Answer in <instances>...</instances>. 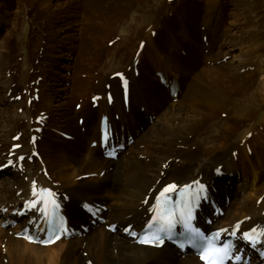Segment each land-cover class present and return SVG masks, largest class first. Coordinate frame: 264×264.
<instances>
[{
	"label": "bare ground",
	"instance_id": "1",
	"mask_svg": "<svg viewBox=\"0 0 264 264\" xmlns=\"http://www.w3.org/2000/svg\"><path fill=\"white\" fill-rule=\"evenodd\" d=\"M86 3L114 14L123 10L136 11L139 26L129 25L126 31L140 42L144 41L140 57H136L140 42L134 44L129 53L119 51L116 66H125L110 74L121 70L127 72L131 79L129 106L139 104V110L149 117V104L158 116L147 123L145 131L130 144L131 154L117 159H106L99 146L91 147L90 144L94 138L98 140L102 114L109 115L116 133L124 136L126 141L132 135L125 113L129 106L123 103L119 79L103 73L95 77L99 82L94 85L86 82L80 73L70 78L60 71L63 81L56 84L57 78L52 74V58L56 49L63 45L65 54L71 57L73 53L69 54L68 50L74 48L73 40L80 45L76 32L82 31L83 23L80 21L84 22L85 15L88 16L83 10ZM258 5L259 0H233V6L231 0H64L59 5L63 6L61 17L47 10L50 24L60 25L61 31L57 39H52L51 35V43L35 67L37 76L50 81L51 91V97L42 93L43 101L39 108L46 111L50 106H58L63 111L56 119L46 121L42 132L38 133L43 137L37 144L49 178L39 172L38 160L33 164L24 160L22 170L14 166L2 170L0 243L4 244V249L0 248V264H201L191 253L181 254L169 244L161 248L141 246L124 235L122 229L128 223L134 228L143 227L155 193L166 182L176 180L183 184L199 178L209 185L210 195L214 198L211 185H215L224 174V177L235 175L234 168L242 165L243 160L244 169L248 172L253 170V173L241 178L238 193H233L230 204L224 206L226 212L223 216L215 217L214 208L207 204L214 215H210L213 223L209 228L226 227L230 231L236 225L240 228L254 224L264 227V127L260 130L253 123L258 112L264 111V40L260 39V34L263 39L264 34L259 32L255 35V29L259 31ZM239 10L246 13V25L239 21ZM87 18L90 20V16ZM205 23L207 26L201 30ZM240 30H245L247 36L240 37ZM152 31H155L154 36ZM127 39L131 40L129 36ZM228 44L231 49L240 45L241 56L234 51L224 52ZM182 52L187 56H181ZM226 55L233 58L225 60ZM144 56L148 63L142 60ZM69 57L68 60L71 59ZM137 60L139 62L135 64ZM127 65L130 66L126 69ZM1 67L4 69L3 65ZM30 68L34 66L31 64ZM65 68L71 70V67ZM135 68L138 75L134 73ZM33 73L23 71L20 86L27 88ZM161 76H165L168 84L161 83ZM70 79L73 85L68 89L65 83ZM257 79L261 83L253 91ZM85 84L78 89L79 85ZM106 84L110 85L109 90L113 93L111 105L107 103ZM173 84L178 87L177 95L167 88ZM58 90L63 93L77 90L80 98L84 97L77 102L81 107H73L68 97L55 100ZM17 94L19 87L15 85L13 75L8 77L7 71L3 72L0 79V165L9 159L7 154L12 152L14 143H23L18 153L30 154V136L37 133L36 128L41 125L36 118L43 114L40 111L36 113L27 102L15 100ZM95 95L99 96L97 107L85 98ZM18 107H24L21 116L15 112ZM116 113L121 120L115 118ZM243 114L248 116L250 124L242 120L240 116ZM134 115L132 109L131 116ZM79 117H84V131L79 125ZM260 122L264 126V112ZM212 125L217 130L208 134L207 129ZM242 126L245 127V135L239 143L232 142L231 137ZM18 132H22V136L14 142L13 136ZM231 153L236 154L237 161H234V155L230 161L226 160ZM11 158L17 161V155ZM219 166L222 172L218 174L216 169ZM229 167L232 168L230 173ZM83 175L89 178L80 180ZM33 177L63 195L64 211L70 223H78L74 217L79 215L81 221L84 219L80 225L89 226L85 235L77 234L65 242L60 240L52 247L33 245L16 237V232L25 226L31 215L17 218L11 211L30 196ZM218 184L223 187L220 181ZM245 185L247 188L243 191ZM224 188L225 192L229 191L226 186ZM89 200L107 207L101 215L107 218L106 223L87 222L85 217L88 214L82 205ZM202 215L206 214L202 212ZM13 220L18 221L15 227H12ZM199 220L206 225L202 216ZM107 225H113L115 231L109 230ZM78 228L81 230L80 226ZM59 246L62 248L58 255L50 256L49 251ZM262 263L263 260L255 253L251 254V264Z\"/></svg>",
	"mask_w": 264,
	"mask_h": 264
},
{
	"label": "rangeland",
	"instance_id": "2",
	"mask_svg": "<svg viewBox=\"0 0 264 264\" xmlns=\"http://www.w3.org/2000/svg\"><path fill=\"white\" fill-rule=\"evenodd\" d=\"M61 2H64V0H0V55L3 56V60H2V57L0 58V79H1L2 73L5 71H7L8 77L10 75H13L15 85L19 87V93L23 94L22 100H17L16 97H15V100H17L18 102H23V103L27 102L29 106H33V109L36 111V113L40 111L39 104L43 101L42 93L43 92L48 93V95L51 97L50 95L51 91L49 89L50 81H47V78L45 79L43 76H37L35 72V67L37 66L39 61L42 59L44 52H45L44 49H46V46L48 45V43H51V38L53 37L52 39H57L61 31L60 25L54 22H51L52 25L50 24L48 20L49 15L47 13L48 11L49 12L54 11L58 16L61 17L62 16L61 9L63 7V6L61 7L59 6ZM231 2L233 6V0H231ZM83 10L85 13L88 14V16H90V20H88L87 18L88 16L85 15L86 20L84 22L80 21V23H83L82 31L76 32L77 35H79V44L81 46L77 45L76 40H73V45H74V48L72 49L73 52L71 49L68 50L69 54L73 53L71 57L65 54L66 50L64 46L62 45L56 49L54 53L55 56L52 58V65H53L52 74H54L55 77L57 78L56 84H60L61 80L63 81V79L61 78V75L59 74L61 73L60 71H62L66 73L70 78L73 77L74 74L77 73L79 75L80 73L82 78L86 79V82H90V83H93L94 85H97L99 80L96 79L95 77H97L98 75H101L103 73L110 74L113 70L124 68L125 64L123 66H116L117 65L116 55L118 54V52L119 51L121 52V50H124L129 53L133 45L138 44L140 42V40H137L135 37H133V35H130L126 31L129 25L139 26L138 25L139 21L135 18L138 15L136 11L123 10V11H118L116 14H114V13L104 11L102 9L98 10V9L92 8L91 4L89 3L84 4ZM227 12H229V10H227ZM239 12H240L239 14L240 23H243L246 25L247 23L246 18H245L246 13H243V10H239ZM258 12L260 13V15L258 14V22H257L259 26V31L258 30L256 31L255 29V35L259 34V32H262L264 34V0H259ZM169 15L172 16V13L170 12ZM230 17L231 16H229L228 19H230ZM205 26H207L206 23L201 26V30H204ZM245 30L238 31V35L240 37L241 36L246 37L247 34ZM154 32L155 31H152L153 36L155 35ZM51 35L53 36L51 37ZM128 36L131 38L130 41H128L127 39ZM261 36L262 35L260 34V39L264 40L263 36L262 37ZM177 43L179 46L181 45L180 42H177ZM229 45L230 44H228L227 46L228 48L224 49V52L226 51H230L232 53L235 52L241 56L240 51L242 47L240 48V45H237V47L234 49H231ZM238 47L240 48V50H238ZM62 54L64 55L60 57V55ZM184 54L185 53L182 52L181 56H187ZM138 56L140 57V55ZM68 57L71 59L68 60ZM130 57L131 55L129 56V58ZM132 57H135V56H132ZM232 58L233 57L229 55H226L224 57V59L228 61L231 60ZM145 59L146 57L144 56L142 60L144 61ZM144 62L148 63V60ZM29 64L30 65L32 64L34 68H30ZM74 64L78 67H75ZM2 65L4 69H2L1 67ZM66 66L71 67V70L67 71L65 68ZM129 66L130 65H127L126 69L129 68ZM25 70H29L30 72L32 71L34 73L32 74V80L26 86L27 88L24 89L22 86H20L19 80H20L21 73ZM54 71L56 73H54ZM260 83H261V80L257 79L256 80L257 85L255 86L253 91L257 89V86H259ZM65 84L67 85L68 89H71L73 82L70 79V81H66ZM58 86L59 85H57V87ZM80 86L81 85H79L78 89L85 87L86 84L82 85L81 87ZM182 89H184L183 85H182ZM182 89H181V92H182ZM29 91H31V94L28 93ZM35 92L39 94V101L37 99H34L36 98L33 96ZM92 94L93 93H91V95ZM30 97L33 98L34 103L31 102L30 104V102L28 101ZM63 97L70 98L72 106L75 107L76 109H78L76 105L77 104L79 105V103H77L78 100L80 99L81 101V99L84 98V97L80 98L81 95L77 92V90L76 92H72V93L71 91L70 92L65 91L63 93V91L60 92L58 90L55 100H60ZM85 98H88L87 100H89L91 104L93 103L91 101V96L90 97L86 96ZM147 106H148L147 112L149 113V117L146 116L145 113L139 110V104L135 106L131 104V106H129L128 108V111H127L128 113L125 112L126 122L130 125L131 132L135 140L138 137L139 133H142L145 131L147 127V123L154 121L156 117L158 116V112L155 109L150 108L149 104H147ZM23 109L24 107H18L15 109V112H17V114L21 116L23 115ZM132 109H134L135 111L134 117L131 116ZM61 110L63 111L62 107H58V106L56 107L50 106L49 108H47L46 111L41 110L40 113L46 112L45 113L46 120H44L45 124H46V121L48 122L51 119H56L57 117H59L60 113L62 112ZM263 112L264 111L262 110L259 111L256 119L253 121V123H256V126L260 130H262L264 127L263 124L260 122L261 115L263 114ZM6 115H9V113H7ZM240 117L247 125L251 123L247 121L248 116L246 114H243ZM91 118L92 120L95 119L93 114L91 115ZM118 120H121L120 116ZM21 124H23V120L21 121ZM257 124H260V125H257ZM79 125L81 126L82 131H84V127L82 126L83 124L79 123ZM216 130H217L216 126L212 125L208 127L207 132L208 134H213ZM243 135H245V127L242 126L231 137V141L239 143L241 139L243 138ZM250 135H251V132L248 133L249 137ZM42 138L43 137H41V139ZM41 139L39 140V142L41 141ZM95 139L96 138H94V140ZM54 143H59V142L55 141ZM86 144L87 146L89 145L88 142H86ZM129 147L130 145L127 146L125 151H123L120 156L130 155L131 153H129ZM248 152H249V155L251 156V151L249 150ZM233 155H234V161H237L238 159L236 158V154H233V153H231V156L227 157L226 160L230 161V159L233 158ZM239 162L241 161L239 160ZM244 163L245 161L243 160L242 165L234 168L236 170L235 175L227 174L226 177H224L225 175L224 174L222 176L223 178L218 179L215 185L213 184L211 185L214 198L218 201L219 205L222 206L224 210H225L224 206L230 204V202L232 201L233 199L232 194L238 193L237 186H238V183H240L241 178L244 176H247L249 173L250 174L253 173V170H251V172L250 171L248 172V170L244 169L243 167ZM229 168L230 169H228V172L230 173L232 172L231 171L232 168L231 167ZM2 176H3V172L0 171V181H2ZM87 178L89 177H87L86 175H83L80 178V180L87 179ZM171 181H174V180H171ZM219 181L222 183L223 187H221L218 184ZM224 186L229 188L228 192L224 191L225 189ZM246 188H247V185L244 186L243 191ZM226 196L230 197L229 203H227L225 200ZM202 212L209 216L213 215V210L209 207V205H204L202 207ZM221 216L223 215H216L215 217H221ZM74 218L78 221V223H75V225L73 226L78 228V226H80L81 222H83L84 219L81 221L82 217H80L79 215L75 216ZM85 218L87 222L91 221L89 215L86 216ZM225 225H228V224H225ZM11 230H14V229L12 228ZM62 241L65 242V240H62ZM33 245H36V244H33ZM62 245L63 244H61V246ZM61 246L51 249L49 251L50 256L58 255V253L60 252V249L62 248ZM0 248L4 249V244L0 243ZM4 261H6V259H4Z\"/></svg>",
	"mask_w": 264,
	"mask_h": 264
},
{
	"label": "snow or ice",
	"instance_id": "3",
	"mask_svg": "<svg viewBox=\"0 0 264 264\" xmlns=\"http://www.w3.org/2000/svg\"><path fill=\"white\" fill-rule=\"evenodd\" d=\"M175 185H170L169 188L165 189V192L169 191V189H175ZM186 187H190V186H186ZM201 189H203V185L200 186ZM163 195V193H162ZM188 218L191 219V210H189L188 212ZM149 227H151V225H149ZM171 229V225H169V229L168 231H170ZM160 231H164V229H160ZM188 231L189 232H195L196 235H201L198 230H194L192 229L190 226L188 227ZM255 230H253L254 232ZM134 234V233H133ZM245 239L249 240V242L251 243H255V240L253 239L252 235L249 233H245L244 234ZM169 239H171L172 237L169 236ZM142 243H157V244H162L163 240L161 239V237L159 235L155 236L153 239H149L147 237H145L144 239L141 240ZM181 247H183V245H181ZM233 247L231 245H225L223 246L222 249L218 250L220 253H222V255L220 256H214L212 264H224V261L226 259H230L231 257V253L233 251ZM236 259H240V257H235Z\"/></svg>",
	"mask_w": 264,
	"mask_h": 264
}]
</instances>
